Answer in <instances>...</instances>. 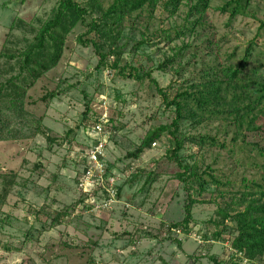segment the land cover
I'll use <instances>...</instances> for the list:
<instances>
[{
	"label": "rangeland",
	"instance_id": "obj_1",
	"mask_svg": "<svg viewBox=\"0 0 264 264\" xmlns=\"http://www.w3.org/2000/svg\"><path fill=\"white\" fill-rule=\"evenodd\" d=\"M228 1L211 0L206 23L196 33L191 32L188 20L198 16L188 15L198 0H185L176 15L160 6L154 18L145 15L137 28L129 22L117 40L123 52L119 65L128 62L153 68V77L173 97L176 91L186 88L181 86L200 82L210 67L236 65L255 42L246 78H259L264 74V28H260L264 0H251L247 15L234 19L229 12L219 10ZM57 2L0 0V54H19L26 48ZM87 29L79 24L73 30L59 65L33 87H26L31 82L26 74L2 95L4 99L24 98L27 114L19 118L6 111L3 118L12 121L13 136L7 134L9 138L0 141V171L16 172L17 183L0 205V264H214L212 255L227 263L264 264V256L256 262L243 263L232 255L226 241L197 239L205 233L211 238L215 224L210 219L217 217V208L232 196L226 192V198L221 197L215 185L202 195L195 194L202 201L193 207L192 229H182L181 233L173 230L177 227L172 223L184 218L189 190L176 177L180 167L168 155V136L163 135L138 158L130 154L149 132L175 119V107H167L148 81L121 77L114 67L119 60L116 55L109 56V65L98 67L100 55L93 44L83 45L78 39ZM181 32L183 35L177 37ZM143 33L147 39L153 38L136 49ZM84 38L97 39L104 52L115 47L106 35L96 32ZM186 44L190 48L177 55L174 65L158 69ZM20 64L17 58H0V83L17 75ZM53 90L58 92L56 98L41 99ZM88 104L92 110L85 117ZM105 107L114 119L107 162L122 191L111 207L93 209L84 204L78 181L83 170L82 156L92 144V126ZM195 125L187 120L181 131L216 135L227 142L228 149L207 148L200 153L198 146L187 143L180 152L186 161L194 162L202 156L204 168L212 166L217 175L238 188L244 178L264 182V157L248 143L258 142L264 147L263 137L253 133L248 134V142L243 136L235 140L236 128L225 121ZM41 126L49 128L52 141L39 133ZM58 216L60 223L52 226ZM234 235L226 232L223 237Z\"/></svg>",
	"mask_w": 264,
	"mask_h": 264
},
{
	"label": "trees",
	"instance_id": "obj_2",
	"mask_svg": "<svg viewBox=\"0 0 264 264\" xmlns=\"http://www.w3.org/2000/svg\"><path fill=\"white\" fill-rule=\"evenodd\" d=\"M184 1L58 0L52 14L41 25L34 39L26 48L19 54H0V58H17L21 63L20 72L17 75L0 83V141L9 138L6 136L7 134L12 135L13 133L10 128L12 121L3 119L7 114L6 111L19 118H23L27 114L25 99L21 97L4 99L2 95L5 89L26 74L31 77V82L26 87H33L40 78L59 65L65 52L68 36L73 30L79 24L86 25L87 31L81 34L78 39L83 45L93 44L100 55L98 67L109 65L107 62L109 56L116 55L119 60L114 67L121 77L133 78L142 83L148 81L151 88L155 86L167 107H175V119L171 123L160 125L149 132L139 148L130 154L132 157L138 158L147 149L152 148L153 144L160 140L163 135L168 136L171 142L168 155L180 167L176 177L189 190L184 205V218L172 223V225L184 229L186 232L192 229L190 224L193 220V207L202 201L195 197V194L202 195L210 185H215L216 191L220 192V196L223 198H226V192H231L232 196L225 200V205L217 208V217L213 220L210 219V223L215 224V231L211 238H208L207 233L203 234L202 238L204 241L210 239L229 240L234 248L249 258L250 262H256L264 256V182L250 181L244 178L243 183L238 188L234 182L225 181L217 175L212 166L204 168L201 161L202 156H200L201 159L188 162L180 155L187 143L198 146L200 153L207 148L228 149L227 142L221 141L216 135L183 133L181 125L187 120L196 123L195 126L218 120L228 122L236 128V136L233 138L235 140L243 136L244 140L248 142V134L253 133L264 138V74H261L257 79L246 78L249 72L250 59L255 49V42L248 46L243 58L236 65L220 64V67H210L200 82L181 86L186 88L176 91L173 97L153 77V68L146 69L144 65L133 66L128 62L122 67L119 65L123 52L117 44V40L124 26L132 22L130 25L137 28V23H141L145 15L148 18H154L155 12L160 6H164L170 15H176ZM250 2L251 0H229L219 7V10L224 13L229 12L230 17L234 19L239 15H247ZM210 7L211 0H198L196 5L191 6L188 18L198 16L195 20H188L192 27V33H196L197 29L204 27L205 15ZM89 18L90 21L87 22ZM260 28H264V21L261 22ZM92 32L98 33L99 36L106 35L108 39H111V43L115 44V47L110 48L107 52L102 51V46L97 39L84 38ZM143 35L144 37L136 42V49L142 48L153 38L151 36L152 38L147 39L145 33ZM155 35L158 36L159 32ZM182 35L183 32L178 33L177 37ZM168 37L171 38L169 34ZM215 43L217 50L220 51V42L216 40ZM186 48L189 49L190 44L184 45L174 56L167 58L164 63L158 66V69L165 70L169 65H174L177 61V55H182ZM250 71L260 74L255 70ZM247 79H250V82H246ZM57 96L58 92L53 90L47 92L41 99L50 101ZM91 110L92 107L88 104L85 117ZM107 129L114 130L113 118H111ZM244 129L247 131L246 133L243 132ZM38 131L45 135L49 141L53 140L49 134V128L41 126ZM248 143L264 157V147L258 142ZM191 158L194 159V157ZM16 174V172L5 174L0 171V178L3 179L0 205L6 202V198L16 185ZM149 181L151 182V179ZM121 191L122 188L120 187L119 192ZM58 223H60L59 216L53 220L52 226ZM231 224L233 226H230ZM226 232H234L235 235L224 238L223 235ZM177 242L179 246H182L180 240ZM6 248L9 249L8 246ZM210 259L214 264H233V262L227 263L213 255L210 256Z\"/></svg>",
	"mask_w": 264,
	"mask_h": 264
},
{
	"label": "built area",
	"instance_id": "obj_3",
	"mask_svg": "<svg viewBox=\"0 0 264 264\" xmlns=\"http://www.w3.org/2000/svg\"><path fill=\"white\" fill-rule=\"evenodd\" d=\"M108 108L97 118L91 129L92 144L84 151L82 156L83 170L79 177L78 185L83 196L84 204L93 209L111 207L118 201V182L111 173L107 162V150L109 146L110 130L107 129L110 123ZM181 233V228H173ZM201 235L197 239H202ZM201 241V240H200ZM232 255L243 263L250 262L243 252L237 250L226 240Z\"/></svg>",
	"mask_w": 264,
	"mask_h": 264
}]
</instances>
